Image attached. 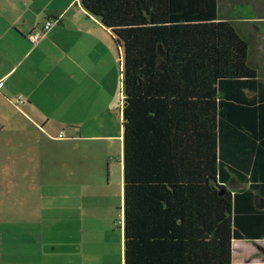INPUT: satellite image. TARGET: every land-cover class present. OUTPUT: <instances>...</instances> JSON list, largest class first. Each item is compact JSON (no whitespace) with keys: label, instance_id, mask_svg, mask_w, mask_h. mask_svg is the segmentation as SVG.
<instances>
[{"label":"trees","instance_id":"trees-1","mask_svg":"<svg viewBox=\"0 0 264 264\" xmlns=\"http://www.w3.org/2000/svg\"><path fill=\"white\" fill-rule=\"evenodd\" d=\"M79 2L121 50L124 264H231L264 238V0Z\"/></svg>","mask_w":264,"mask_h":264},{"label":"crops","instance_id":"crops-1","mask_svg":"<svg viewBox=\"0 0 264 264\" xmlns=\"http://www.w3.org/2000/svg\"><path fill=\"white\" fill-rule=\"evenodd\" d=\"M120 69L79 0H0V264H124ZM263 246L233 239L231 264H264Z\"/></svg>","mask_w":264,"mask_h":264},{"label":"rangeland","instance_id":"rangeland-1","mask_svg":"<svg viewBox=\"0 0 264 264\" xmlns=\"http://www.w3.org/2000/svg\"><path fill=\"white\" fill-rule=\"evenodd\" d=\"M55 151V152H54ZM63 152V149H59V148H57V147H47L46 148V155H48V157H52V156H50V155H61V153ZM79 151L77 150L76 152H74V151H71L69 154H71V155H73V156H75V159H76V161H77V164H76V167H75V171L79 174V170H80V168H81V165H79V163H78V160H79ZM49 159V161H51V159L50 158H48ZM50 163V162H49ZM49 163H47L48 165H50ZM71 168H73V166H71ZM71 170H73V169H71ZM94 173H93V177H94V180L96 179V176H98L97 174V172H96V168H95V170L93 171ZM78 180L80 181V180H82V178L80 177V176H77V177H73L72 176V178L69 180L70 181V183H72V182H78ZM52 181L53 182H55V183H65V182H68V179L67 178H63V177H60V176H57V177H55V178H53L52 179ZM230 186H239L238 184H236V183H234V182H232L231 184H230ZM101 200V199H100ZM101 201H103V200H101ZM264 247V246H263Z\"/></svg>","mask_w":264,"mask_h":264},{"label":"built area","instance_id":"built-area-1","mask_svg":"<svg viewBox=\"0 0 264 264\" xmlns=\"http://www.w3.org/2000/svg\"><path fill=\"white\" fill-rule=\"evenodd\" d=\"M55 25V21L52 19H47L44 21L43 26L40 30L35 31L33 33H30L27 37L31 42H37L47 31H49L53 26ZM17 103L23 102V99L21 96H18L16 99ZM60 137L63 136V134L59 135Z\"/></svg>","mask_w":264,"mask_h":264}]
</instances>
